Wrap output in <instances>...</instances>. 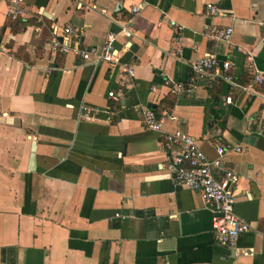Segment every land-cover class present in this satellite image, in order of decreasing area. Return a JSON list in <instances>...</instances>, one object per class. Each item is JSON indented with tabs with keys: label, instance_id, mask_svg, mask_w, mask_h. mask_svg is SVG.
I'll use <instances>...</instances> for the list:
<instances>
[{
	"label": "crops",
	"instance_id": "1",
	"mask_svg": "<svg viewBox=\"0 0 264 264\" xmlns=\"http://www.w3.org/2000/svg\"><path fill=\"white\" fill-rule=\"evenodd\" d=\"M20 2L24 15L10 21L0 0V264H264V82L251 83L248 69L264 71V0ZM207 3L223 14L210 16ZM169 20L182 27L180 43ZM67 24L80 48L113 34L118 62L52 54ZM209 24L230 26L241 52L206 37ZM204 55L233 60L248 89L162 85V75L185 81ZM83 105L96 118L80 119ZM141 107L174 115L162 129L186 132L208 159L217 143L240 146L213 169L237 176L233 211L249 230L234 247L213 240L200 193L170 178Z\"/></svg>",
	"mask_w": 264,
	"mask_h": 264
},
{
	"label": "built area",
	"instance_id": "2",
	"mask_svg": "<svg viewBox=\"0 0 264 264\" xmlns=\"http://www.w3.org/2000/svg\"><path fill=\"white\" fill-rule=\"evenodd\" d=\"M7 5L6 15L10 21L21 18L24 15V8L20 0H3ZM141 4L131 7L132 12H136ZM205 9L210 16L222 15L223 12L211 3L205 5ZM169 25L174 29V39L178 43L182 40V27L169 20ZM63 37L57 40L52 37L49 41V51L52 54L72 53L81 60H91L93 63L107 62L115 64L118 57L112 46L113 34L106 35L100 46L89 48H80L77 43L79 28L69 24L62 27ZM203 34L211 39L225 44L236 52H241V48L231 43L232 28L230 26H217L209 24ZM75 37V41L69 43V37ZM235 63L229 58H218L214 55H204L190 63V75L185 81L173 80L166 75H162V85L166 86L171 93L190 94L199 86L210 88L217 81H223L230 86L237 87L241 90H247V85L238 84L232 74ZM250 71V81L254 84L264 82V71H260L252 64L248 65ZM123 71L126 77H131L133 73L132 66H124ZM155 86L149 87L153 92ZM107 95L112 99H117L116 94L109 90ZM230 102V98L225 99ZM97 108H89L85 105L81 107L79 118L82 120H92L96 118ZM111 112L107 111L105 120L109 121ZM174 120L175 116L167 111L156 112L151 107H141V124L150 131L159 133L162 140L160 148L162 150L165 163L164 168L168 171L170 178L175 184L189 187L200 193L203 206L210 213V229L213 240L220 246L232 248L238 237L249 230V224L238 217L233 211L234 197L232 193V184L236 181L237 176L225 171L219 178H216L213 169L220 165V157L226 152L240 151L238 145L228 143H217L215 145L216 157L208 159L198 148L192 136L179 129L164 131L162 124L165 120ZM264 127L258 129L262 133Z\"/></svg>",
	"mask_w": 264,
	"mask_h": 264
}]
</instances>
